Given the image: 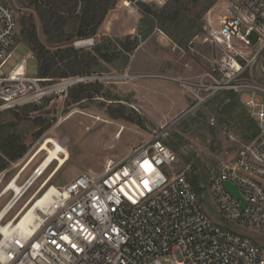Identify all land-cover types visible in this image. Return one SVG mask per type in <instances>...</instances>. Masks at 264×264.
I'll return each mask as SVG.
<instances>
[{
    "label": "built area",
    "instance_id": "1",
    "mask_svg": "<svg viewBox=\"0 0 264 264\" xmlns=\"http://www.w3.org/2000/svg\"><path fill=\"white\" fill-rule=\"evenodd\" d=\"M122 1L131 14L140 17L142 5L162 8L167 3ZM221 1L213 7L227 14L218 15L215 22L208 18L204 30L223 55L209 71L165 79L181 86L191 100L188 113L232 92L255 121L257 138L235 155H223L209 180L207 195L224 221L264 237V88L251 74L264 55V0ZM18 19L11 2L0 0V112L38 102L55 91L66 92L77 84L106 79L94 74L55 85L48 79L28 77L27 58L3 73L18 43ZM161 138L162 133H153L118 162H107L100 174L81 173L61 187L54 186V193L37 208V217L26 230L30 233L9 238L0 248V264H264V244L214 222L186 173L170 172L177 159ZM36 152L15 161L4 158L0 202L6 201L0 214L6 209L7 213L0 225L13 222L48 191L45 179L53 171L37 182L52 164L43 171L38 164L23 176L29 162L39 155ZM225 182L238 190L246 202L243 209L225 191ZM2 241L0 236V245Z\"/></svg>",
    "mask_w": 264,
    "mask_h": 264
},
{
    "label": "rangeland",
    "instance_id": "2",
    "mask_svg": "<svg viewBox=\"0 0 264 264\" xmlns=\"http://www.w3.org/2000/svg\"><path fill=\"white\" fill-rule=\"evenodd\" d=\"M9 1L18 17L33 15L38 38L47 48L55 49L46 44L29 0ZM225 1L235 3V0ZM184 3H187L188 15L195 18L201 26L204 23V29L207 27L208 18L215 22L218 15L227 14L219 8L212 7L201 16L200 9L204 2H200L198 4H201L200 6L193 5L190 0H184ZM221 4L222 1L218 0L214 6ZM159 9L153 7V10ZM141 19L140 16L128 11L122 0H118L90 44L76 47L73 43V46L86 50L101 42L103 38L114 41L127 36L133 38L137 36L138 30L144 33L149 29V24ZM154 26L147 38L141 36V42L129 56L125 68H120L123 64L121 60L115 61L112 66L106 65V72L97 74L98 77L106 79L89 83L101 86L100 94L94 95V98L70 104L66 100L68 90L55 91L38 102L0 112V127H6L9 133L19 138L26 148L24 156L34 154L46 138H52L67 150L68 161L49 182L46 190L50 186L61 187L81 173L100 174L107 162H118L127 156L133 147L149 139L153 133H162L161 139L177 159L170 172L175 174L185 172L189 175L191 166L196 167L199 184L203 189L199 198L204 204L206 214L226 229L245 234L259 244H264V237L258 233L240 229L224 221L215 211L207 195L209 180L217 171L223 155L228 154L231 157L241 147L249 144L242 132L244 128L242 119L222 115L221 106L218 105L221 99L209 101L195 112L188 113L191 100L181 86L166 80L172 77L195 76L209 71L223 53L210 43L207 33L195 36L190 42V50L184 52L156 28L155 24ZM23 58H27L26 75L35 78L36 62L31 58L27 46L19 40L2 72L7 74ZM251 74L264 88V55L258 60ZM60 82L61 80H56L51 83L56 85ZM118 106L125 109V117L131 121L110 117V112L116 110ZM245 117L246 114L242 116ZM119 130L122 132L116 137L115 134ZM39 132L40 135L36 137ZM45 155V152L39 153L23 176L29 175ZM55 166L56 162H53L37 184H40ZM35 187L36 185L28 194L33 192ZM5 201L6 199L1 200L0 208ZM21 202L5 221L14 214Z\"/></svg>",
    "mask_w": 264,
    "mask_h": 264
},
{
    "label": "trees",
    "instance_id": "3",
    "mask_svg": "<svg viewBox=\"0 0 264 264\" xmlns=\"http://www.w3.org/2000/svg\"><path fill=\"white\" fill-rule=\"evenodd\" d=\"M217 1L190 0L193 5L204 2L200 9L201 16H204ZM117 3L118 0H29L30 8L39 21L46 44L55 48L49 49L40 41L33 15L19 17L18 40L27 46L36 62L37 76L35 78L54 82L102 74L107 70L106 65L112 66L118 60L123 62L120 67L123 69L127 66L129 56L141 42V36L144 39L147 38L155 27L154 24L184 52L190 50V42L195 36L199 33L206 34L204 23L201 26L195 18L188 15L187 3H184V0H169L159 10L142 5L144 15L141 20L149 24V29L144 33L138 30L137 36L133 38L127 36L115 41L103 38L101 42L86 50L74 47L73 43L77 41L93 40L97 36L105 17ZM100 88L101 86L95 84H77L68 89L67 103L77 104L83 100H90L94 98V95L100 94ZM218 100L221 101L218 105L221 106L222 115L232 119L241 118L244 123L242 129L244 138L249 143L255 140L259 134L258 127L237 96L232 92H225L211 101ZM113 101H118V99H113ZM111 105H116V103H111ZM124 112L125 109L118 106L116 110L110 112V117L131 121L125 117ZM244 114L247 117L242 118ZM40 133H37L36 137ZM25 151V146L17 136L9 133L6 127H0V154L2 156L0 171L7 165L5 159L15 161L22 157ZM196 172V167L191 166V172L186 177L193 191L199 196L203 189L200 187V179Z\"/></svg>",
    "mask_w": 264,
    "mask_h": 264
},
{
    "label": "bare ground",
    "instance_id": "4",
    "mask_svg": "<svg viewBox=\"0 0 264 264\" xmlns=\"http://www.w3.org/2000/svg\"><path fill=\"white\" fill-rule=\"evenodd\" d=\"M162 37H163V35H162ZM91 41L92 40L80 41V42L75 43L74 45L76 47H79V46H82L85 44H90ZM20 71H22L21 68L19 69V72ZM121 132H119V134ZM119 134H117V132H116L115 136L117 137V135H119ZM49 145H51L52 147H49ZM41 152H45L46 155L39 163V170L40 171L45 170L46 168L49 167L50 164H52L53 162H56V166L52 170L53 173L49 176V178L45 179L46 180L45 185H48V183L51 181V179L54 178V176H56L58 171L68 161L69 153L61 144H59L58 142H56L52 138H46L44 140V143L41 145L40 149L36 152L35 156H37ZM32 162H33V159L29 162L28 166ZM54 191H55V187L50 186L48 188L46 195L43 198H41L40 196L38 198H36L31 204H29L27 207H25L20 212V214L16 217V219L13 222H10V223L5 224V225H0V236L3 237V241L0 245V248L4 245V243L7 239H9V238L13 239L17 236L22 237V234H29L30 233V231L28 232L26 230L29 227L30 223L36 219L37 208H39V207L42 208L45 201L48 199V197L52 193H54ZM6 213H7V209L0 214V219H2Z\"/></svg>",
    "mask_w": 264,
    "mask_h": 264
},
{
    "label": "water",
    "instance_id": "5",
    "mask_svg": "<svg viewBox=\"0 0 264 264\" xmlns=\"http://www.w3.org/2000/svg\"><path fill=\"white\" fill-rule=\"evenodd\" d=\"M83 41H85V40H83ZM78 42H80V41H78ZM75 43H77V42H75ZM74 43V44H75ZM75 46V45H74ZM223 187H224V189H225V191L231 196V197H233V198H235V199H237V200H239L240 201V209H243L244 208V206H245V204H246V202L244 201V199L241 197V195H240V193L238 192V190L234 187V186H232L230 183H227V182H225L224 184H223Z\"/></svg>",
    "mask_w": 264,
    "mask_h": 264
},
{
    "label": "crops",
    "instance_id": "6",
    "mask_svg": "<svg viewBox=\"0 0 264 264\" xmlns=\"http://www.w3.org/2000/svg\"><path fill=\"white\" fill-rule=\"evenodd\" d=\"M119 132H121V130L120 131H117V134H119Z\"/></svg>",
    "mask_w": 264,
    "mask_h": 264
}]
</instances>
